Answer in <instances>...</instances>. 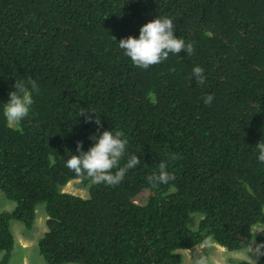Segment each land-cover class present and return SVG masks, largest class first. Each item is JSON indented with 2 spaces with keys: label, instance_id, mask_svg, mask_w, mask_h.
<instances>
[{
  "label": "trees",
  "instance_id": "obj_1",
  "mask_svg": "<svg viewBox=\"0 0 264 264\" xmlns=\"http://www.w3.org/2000/svg\"><path fill=\"white\" fill-rule=\"evenodd\" d=\"M158 16L195 51L143 70L118 42ZM194 66L202 86L190 79ZM29 78L39 86L30 114L9 127L3 104L16 79ZM85 110L100 117L99 133ZM105 130L124 131L121 166L141 160L117 186L65 166L77 142L87 151ZM262 140L264 0H0V190L18 206L0 214V264H11V221L30 230L43 202L48 231L36 248L45 264H181L180 251L206 242L226 261L240 251L236 264H264V227L254 229L264 225ZM173 153L175 180L153 187L147 177ZM74 177L90 184L89 198L62 192Z\"/></svg>",
  "mask_w": 264,
  "mask_h": 264
},
{
  "label": "clouds",
  "instance_id": "obj_2",
  "mask_svg": "<svg viewBox=\"0 0 264 264\" xmlns=\"http://www.w3.org/2000/svg\"><path fill=\"white\" fill-rule=\"evenodd\" d=\"M118 46L123 50L124 55L131 59L134 66L143 70H148L150 67L164 62L168 59L170 54L178 56L184 51L187 53V56L191 57L195 51L194 45L191 42L186 43L183 39L175 35L173 20L167 16H158L156 19L144 24L140 28V35L138 38L128 36L127 38L121 39L118 42ZM190 79H194L198 85H204L206 82L204 69L200 66H194ZM13 88L14 90L9 93L8 101L3 104V116L9 127L19 126L20 123L29 116L31 106L34 103L33 93L39 91L37 82L31 78L27 81L16 79ZM203 100L206 105L210 106L214 100V96L207 95ZM89 111L96 114L95 119H93L91 115H87ZM79 116H85L86 122L98 125V133L100 129L103 128L100 117L95 111L85 110L81 112ZM124 137L125 134L123 131L113 132L112 130H105L102 134H94L90 137L94 143L87 151L83 149V142L79 141L77 142L76 149L78 155H71L66 161L65 166L76 176L86 177L94 184L117 186L124 180L129 169H134L141 164L139 157L137 155H132L128 158L126 164L123 166L120 165L121 159L125 156L128 144V140ZM255 148L258 161L264 163V140L258 142ZM178 159H180V157L173 153L169 156L167 161L162 160L158 164V171L153 172L147 177L148 183L153 187H157L159 185H167L170 181L175 180V174L170 172L168 168L170 162ZM75 184H77L79 188L76 187ZM67 186L84 191L85 188L89 190L90 184H85L80 178L74 177L62 187L63 193L80 196L65 191ZM0 195L4 198V205L0 204V214H13L18 208L17 203L11 201L1 190ZM8 201L16 204L12 212H9L11 206ZM43 204L45 205V211L39 216V206ZM34 214L33 227L30 230L22 221H17H20L27 231H31L38 221H44L45 232L43 234H45L48 231L47 220L49 218L47 214V204L45 202L37 204ZM10 231L14 239L12 257L16 251L17 240L14 231H12L11 223ZM0 258H2V255H0ZM196 264H208V261L206 258L200 257L196 260Z\"/></svg>",
  "mask_w": 264,
  "mask_h": 264
},
{
  "label": "rangeland",
  "instance_id": "obj_3",
  "mask_svg": "<svg viewBox=\"0 0 264 264\" xmlns=\"http://www.w3.org/2000/svg\"><path fill=\"white\" fill-rule=\"evenodd\" d=\"M76 187L77 184H75ZM65 191L78 194L84 198H89V190L87 188L84 189V191L73 189L69 186L65 188ZM11 208L9 209V212H12L16 206L15 203L8 201ZM0 204L4 205V198L0 195ZM40 212L39 216L45 211V205L39 206ZM195 219H193V222L191 223V229L196 230L198 228L199 220H201L197 215L194 216ZM192 220V219H191ZM12 231H14L16 240H17V247L15 254L11 257L10 263L11 264H45L43 259L39 256L37 252V242L42 238V234L45 232V226L44 221H38L34 228L31 231H27L24 229V225L17 220H12L11 222ZM23 227V228H22ZM264 225L258 226L257 228H254L255 230H260L263 228ZM211 249V253L216 254V257H207V261L211 259H216L217 264H236L235 261L244 259V253H241L240 251H229L230 253H233V260L232 262L226 261L225 258H229L226 253L224 252V249L220 246H216L214 243H205L202 244L195 249L192 250H182L180 253L183 256V261L181 264H192L195 258L201 256L204 253H209ZM255 249L259 248L255 246ZM258 252V251H257Z\"/></svg>",
  "mask_w": 264,
  "mask_h": 264
},
{
  "label": "bare ground",
  "instance_id": "obj_4",
  "mask_svg": "<svg viewBox=\"0 0 264 264\" xmlns=\"http://www.w3.org/2000/svg\"><path fill=\"white\" fill-rule=\"evenodd\" d=\"M158 2V1H157ZM158 5H160V4H158ZM161 6V5H160ZM187 18H189V17H187ZM176 19V18H175ZM185 19V18H184ZM190 19V18H189ZM192 20V19H191ZM181 21V20H180ZM185 21H187L186 19H185ZM175 22V21H174ZM187 22H189V20L187 21ZM176 23V22H175ZM184 23V22H183ZM190 23H191V25H192V22L190 21ZM177 24V23H176ZM185 24V23H184ZM189 25V24H188ZM187 26V25H186ZM190 31V30H189ZM192 35V34H191ZM185 36V35H184ZM197 36V35H196ZM186 38V37H185ZM98 101V100H97ZM119 103H121V102H119ZM123 104H125V103H123ZM72 105H74L73 103H72ZM78 106V105H77ZM83 107V106H82ZM118 107V106H117ZM122 108V107H121ZM128 108V107H127ZM134 108V107H133ZM75 109H77V108H75ZM118 109V108H117ZM146 110V109H145ZM153 110V109H152ZM151 110V111H152ZM147 111H148V109H147ZM114 112V111H113ZM122 112V111H121ZM129 112V111H128ZM135 112V111H134ZM149 112V111H148ZM110 114V113H109ZM113 114V113H112ZM129 114V113H128ZM148 114V113H147ZM117 115V114H116ZM155 114L153 113V116H154ZM125 116V115H124ZM139 116H140V114H139ZM147 115H145V117H146ZM51 117V116H50ZM142 117V116H141ZM147 117H149V115L147 116ZM146 117V118H147ZM112 118V117H111ZM107 119V118H106ZM114 119V118H113ZM126 119V118H125ZM128 119V118H127ZM142 119H143V117H142ZM142 119H140V120H142ZM153 119V118H152ZM108 120V119H107ZM119 120V119H118ZM131 120V119H130ZM121 121V120H120ZM119 122V121H118ZM143 122V121H142ZM107 123H109V122H107ZM128 123V122H127ZM130 123H131V121H130ZM141 123V122H140ZM110 124V123H109ZM87 126V125H86ZM104 126V125H103ZM109 126V125H108ZM111 126H113V123H112V125ZM106 127V126H105ZM118 127V126H117ZM122 127H123V125H122ZM84 128V127H83ZM104 128V127H103ZM91 129V128H90ZM107 129V128H106ZM113 129V128H112ZM94 130V129H93ZM118 130V129H117ZM120 130V129H119ZM122 130V129H121ZM86 131V130H85ZM88 131V130H87ZM138 131V130H137ZM60 132V131H59ZM64 132V131H63ZM66 132V131H65ZM95 132V131H94ZM124 132V131H123ZM142 132V131H141ZM89 133V132H88ZM61 134H62V131H61ZM84 134V133H83ZM134 134V133H133ZM141 134V133H140ZM66 135V134H65ZM64 135V136H65ZM86 136V135H85ZM89 136V135H88ZM87 136V137H88ZM134 136V135H133ZM142 136V135H141ZM47 137V136H46ZM54 137V136H53ZM66 137V136H65ZM69 138V137H68ZM67 138V139H68ZM86 138V137H85ZM135 138V137H134ZM50 139V138H49ZM48 139V140H49ZM35 140V139H34ZM47 141V140H46ZM88 141V140H87ZM90 141V140H89ZM91 142V141H90ZM87 144V143H86ZM90 145V144H89ZM129 145V144H128ZM47 146V145H46ZM90 147V146H89ZM88 147V148H89ZM76 150V149H75ZM67 151V150H66ZM70 151V150H69ZM56 153V152H55ZM65 157V156H64ZM54 159V158H53ZM65 160V159H64ZM57 162V161H56ZM58 164V163H57ZM104 221V220H103ZM99 222V221H98ZM102 222V221H101ZM104 223V222H103ZM96 224V223H95ZM97 225V224H96ZM98 229H99V227H98Z\"/></svg>",
  "mask_w": 264,
  "mask_h": 264
}]
</instances>
